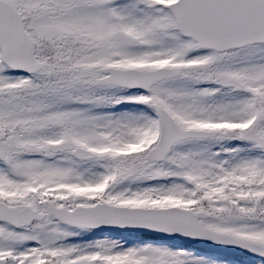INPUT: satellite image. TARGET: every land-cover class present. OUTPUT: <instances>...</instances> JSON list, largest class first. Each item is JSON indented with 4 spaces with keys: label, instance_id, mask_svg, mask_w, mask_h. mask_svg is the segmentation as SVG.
I'll return each instance as SVG.
<instances>
[{
    "label": "snow or ice",
    "instance_id": "obj_1",
    "mask_svg": "<svg viewBox=\"0 0 264 264\" xmlns=\"http://www.w3.org/2000/svg\"><path fill=\"white\" fill-rule=\"evenodd\" d=\"M0 264H264V0H0Z\"/></svg>",
    "mask_w": 264,
    "mask_h": 264
}]
</instances>
